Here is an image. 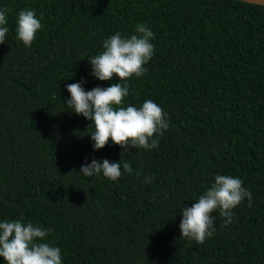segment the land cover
I'll list each match as a JSON object with an SVG mask.
<instances>
[{"label": "trees", "instance_id": "16d2710c", "mask_svg": "<svg viewBox=\"0 0 264 264\" xmlns=\"http://www.w3.org/2000/svg\"><path fill=\"white\" fill-rule=\"evenodd\" d=\"M41 29L17 39L19 12ZM9 29L0 44V222L49 229L42 242L62 264H264V6L240 0H0ZM137 24L154 37L143 76L124 106L146 100L169 128L159 147L123 153L111 140L94 150L92 121L66 105L69 84L100 81L89 60ZM130 161L118 181L79 173L93 159ZM121 171L123 169L121 168ZM218 175L252 194L200 245L183 238V208ZM152 178L145 183L146 178ZM0 264H6L0 257Z\"/></svg>", "mask_w": 264, "mask_h": 264}, {"label": "clouds", "instance_id": "9594fccd", "mask_svg": "<svg viewBox=\"0 0 264 264\" xmlns=\"http://www.w3.org/2000/svg\"><path fill=\"white\" fill-rule=\"evenodd\" d=\"M5 10H0V44L5 43L9 29ZM42 25L36 12L25 9L19 12L17 20V39L30 47ZM137 34L122 37L119 32L104 41V51L92 56L89 63L92 75L100 81H110L119 77L120 83L108 88L96 87L85 91L82 83L69 84L71 98L66 105L74 113L92 121L94 150L104 149L111 140L120 146L123 153L130 148L151 150L159 147L157 136H163L169 122L163 109L152 100H146L141 107L124 106L129 96V84L133 76L144 75L145 65L152 59L154 46L150 42L154 33L144 24H137ZM119 163L107 159L82 165L79 173L87 177L99 175L111 181H118L122 173L133 174L130 161L123 158ZM121 168L123 171H121ZM152 178H146L150 183ZM247 198L251 206L252 194L243 187L239 178L218 175L211 188L201 195L191 207L183 208L180 230L183 238L202 245L214 231L213 213L217 210L225 220V226L232 222L233 210ZM49 229L16 221L0 222V257L6 264H62L61 249L42 242Z\"/></svg>", "mask_w": 264, "mask_h": 264}, {"label": "water", "instance_id": "95a60500", "mask_svg": "<svg viewBox=\"0 0 264 264\" xmlns=\"http://www.w3.org/2000/svg\"><path fill=\"white\" fill-rule=\"evenodd\" d=\"M240 1L264 6V0H240Z\"/></svg>", "mask_w": 264, "mask_h": 264}]
</instances>
